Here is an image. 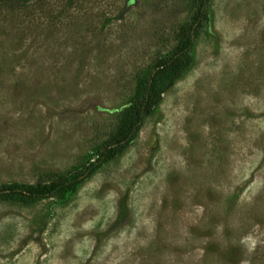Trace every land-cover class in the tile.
<instances>
[{"label": "rangeland", "instance_id": "rangeland-1", "mask_svg": "<svg viewBox=\"0 0 264 264\" xmlns=\"http://www.w3.org/2000/svg\"><path fill=\"white\" fill-rule=\"evenodd\" d=\"M65 7L0 11V185L91 159L195 12L193 0ZM205 12L187 69L159 82L119 156L71 193L0 200V264H264V0Z\"/></svg>", "mask_w": 264, "mask_h": 264}, {"label": "trees", "instance_id": "trees-1", "mask_svg": "<svg viewBox=\"0 0 264 264\" xmlns=\"http://www.w3.org/2000/svg\"><path fill=\"white\" fill-rule=\"evenodd\" d=\"M44 1L46 0H0V11L10 15L25 11V15L27 9L36 8ZM74 1L66 0V6L68 7ZM193 3L195 12L190 17L187 26L182 28L176 47L166 56L160 58L150 73L137 78L133 94L125 108L128 115L127 120L119 125L116 134L97 148L91 159L88 158L66 178L48 183L36 182L27 186L0 185V200H19L23 203H30L48 199L54 195L71 193L100 167L124 151L133 140L143 120L149 116L158 95L159 82L165 77L177 78L181 76L188 67L189 52L193 40L201 22L206 19L207 0H193Z\"/></svg>", "mask_w": 264, "mask_h": 264}]
</instances>
